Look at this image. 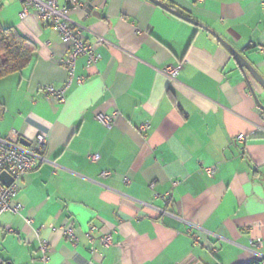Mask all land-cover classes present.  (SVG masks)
<instances>
[{"label": "crops", "instance_id": "0c3cea01", "mask_svg": "<svg viewBox=\"0 0 264 264\" xmlns=\"http://www.w3.org/2000/svg\"><path fill=\"white\" fill-rule=\"evenodd\" d=\"M159 1L185 19L148 0H79L68 18L98 59H77L84 83L64 104L43 87H62L69 48L34 14L20 19V0L0 3L1 24L36 47L0 79V139L48 136L45 162L19 185L21 216H0L3 264H41V243L47 264L264 263V92L211 34L264 79V0ZM115 112L105 129L99 116Z\"/></svg>", "mask_w": 264, "mask_h": 264}, {"label": "built area", "instance_id": "2783aa9c", "mask_svg": "<svg viewBox=\"0 0 264 264\" xmlns=\"http://www.w3.org/2000/svg\"><path fill=\"white\" fill-rule=\"evenodd\" d=\"M2 1L4 0H0V3ZM194 1L204 2L205 0ZM20 2L22 4L20 19H25L31 13L34 14L41 23L52 27L57 32L61 43L69 48L67 54L60 60L61 66L66 71V80L62 87L56 88L53 85L43 87L47 100H52L56 104H64L66 92L70 86L74 82L79 86L84 83L83 78L75 77L77 59L83 56L86 57L88 67L94 65L98 59L93 48L85 43L82 31L79 28H75L68 18L70 10L73 8H81L82 4L79 3V0H68L67 5L62 7L58 5L57 0H20ZM177 71V68H167L165 74L170 79H174ZM117 116V112L111 116L100 115L98 120L105 129L109 130L113 127ZM262 124L264 126V113ZM148 128V124H144L141 126L140 130L146 132ZM236 140L238 142H245L247 137L240 135ZM47 142L48 136L46 134L37 135L34 139V144H29L27 147L0 139V174H5L12 180L11 184L8 186L0 182V216L3 214L21 216L23 208L17 200L19 185L25 175L35 171L45 162L44 153L46 151ZM91 160L96 162L98 156L93 155ZM216 169V167L206 168L204 172L208 176H211L215 173ZM101 176L107 178L109 173L103 172ZM123 182L127 185L130 184V180L127 178H124ZM24 223L27 226H31L32 221L24 217ZM4 231L6 233H13L10 227H5ZM92 232L93 229L90 228L87 232V237H90ZM65 235L73 241L76 240L72 230H66ZM100 242L103 246H109L111 240L110 237L106 235L100 238ZM251 245L259 247L260 242H254ZM39 250L41 252V264H47V244L41 243L39 245ZM260 260L262 261V258ZM0 264H3L1 260ZM88 264H92V262ZM262 264L264 263L262 262Z\"/></svg>", "mask_w": 264, "mask_h": 264}, {"label": "trees", "instance_id": "16d2710c", "mask_svg": "<svg viewBox=\"0 0 264 264\" xmlns=\"http://www.w3.org/2000/svg\"><path fill=\"white\" fill-rule=\"evenodd\" d=\"M35 52L36 47L32 41L17 29L3 26L0 22V79L20 73L28 67ZM3 114L4 108L0 103V119ZM248 264H262V261Z\"/></svg>", "mask_w": 264, "mask_h": 264}, {"label": "water", "instance_id": "95a60500", "mask_svg": "<svg viewBox=\"0 0 264 264\" xmlns=\"http://www.w3.org/2000/svg\"><path fill=\"white\" fill-rule=\"evenodd\" d=\"M150 2H152L153 4H155L156 6H158L159 8H161L162 10L166 11L167 13L171 14L172 16L181 18V19H185L183 16L179 15L178 13H176L175 11H173L171 8H169L168 6L164 5L163 3H161L159 0H148ZM189 22L199 26L200 28L207 30L209 33H211L208 29H206L205 27L201 26L200 24H197L195 22H192L190 20H188ZM217 40L218 42L221 44V46L229 53V55L231 56V58L233 59V61L235 62V64L237 65L238 69L242 72V74L244 75L246 81L249 83V79L253 80L260 88L261 90L264 92V79L256 72V70L241 56V54H239L238 52H236L230 45H228L227 43H225L223 40H221L220 38H218L217 36H215L213 33H211ZM250 90L252 92L253 98L255 100V102L262 107L261 103L259 102L258 98L256 97L255 92L253 91L251 85L249 84ZM19 144L21 146L27 147L29 146V144L23 140H21L19 142ZM0 182L2 184H4L5 186H8L9 184H11L12 180L5 174H0Z\"/></svg>", "mask_w": 264, "mask_h": 264}]
</instances>
